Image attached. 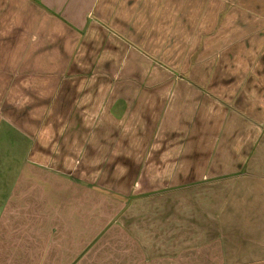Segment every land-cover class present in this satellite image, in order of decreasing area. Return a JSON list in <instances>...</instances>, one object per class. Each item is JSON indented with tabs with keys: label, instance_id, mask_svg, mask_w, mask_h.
<instances>
[{
	"label": "crops",
	"instance_id": "obj_1",
	"mask_svg": "<svg viewBox=\"0 0 264 264\" xmlns=\"http://www.w3.org/2000/svg\"><path fill=\"white\" fill-rule=\"evenodd\" d=\"M0 264H264V0H0Z\"/></svg>",
	"mask_w": 264,
	"mask_h": 264
},
{
	"label": "rangeland",
	"instance_id": "obj_2",
	"mask_svg": "<svg viewBox=\"0 0 264 264\" xmlns=\"http://www.w3.org/2000/svg\"><path fill=\"white\" fill-rule=\"evenodd\" d=\"M134 213L135 214H141V215H145L146 213H150L151 212V208H149V207H145V208H142L141 206H138V207H135L134 208ZM132 211V212H133ZM103 244L101 243L99 246H102ZM102 250H100V252H98V253H96L93 257H91V258H85V262H87V261H91V262H97V261H101L102 260ZM107 259V258H106ZM105 260V259H104Z\"/></svg>",
	"mask_w": 264,
	"mask_h": 264
}]
</instances>
